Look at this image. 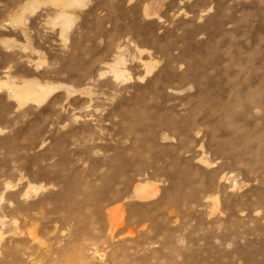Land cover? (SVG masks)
Instances as JSON below:
<instances>
[{
  "label": "rangeland",
  "instance_id": "374dc122",
  "mask_svg": "<svg viewBox=\"0 0 264 264\" xmlns=\"http://www.w3.org/2000/svg\"><path fill=\"white\" fill-rule=\"evenodd\" d=\"M0 264H264V0H0Z\"/></svg>",
  "mask_w": 264,
  "mask_h": 264
},
{
  "label": "bare ground",
  "instance_id": "6f19581e",
  "mask_svg": "<svg viewBox=\"0 0 264 264\" xmlns=\"http://www.w3.org/2000/svg\"><path fill=\"white\" fill-rule=\"evenodd\" d=\"M15 95H16V97H17L18 99L21 98V96H22V95H20V94H18V93H16ZM32 98H35V97H32Z\"/></svg>",
  "mask_w": 264,
  "mask_h": 264
}]
</instances>
